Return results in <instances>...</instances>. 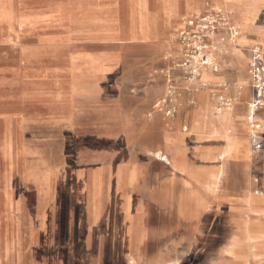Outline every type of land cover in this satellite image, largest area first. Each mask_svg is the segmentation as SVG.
I'll return each instance as SVG.
<instances>
[{
    "label": "rangeland",
    "instance_id": "obj_1",
    "mask_svg": "<svg viewBox=\"0 0 264 264\" xmlns=\"http://www.w3.org/2000/svg\"><path fill=\"white\" fill-rule=\"evenodd\" d=\"M184 16L163 58L153 43H85L110 56L106 70L71 85L50 34L0 33V264H264V99L249 121L250 81L222 114L226 86L195 82L225 125L217 136L167 139L148 124L169 83L182 95L175 118L185 106Z\"/></svg>",
    "mask_w": 264,
    "mask_h": 264
},
{
    "label": "crops",
    "instance_id": "obj_2",
    "mask_svg": "<svg viewBox=\"0 0 264 264\" xmlns=\"http://www.w3.org/2000/svg\"><path fill=\"white\" fill-rule=\"evenodd\" d=\"M203 4L204 0H70L68 9L63 0H0V33L7 38L12 34H50L49 41L67 50L71 85L72 75L97 76L106 70L105 60L110 56L85 50V43H153L158 48V57L163 58L176 50L167 39L171 27L177 25L184 13L202 11ZM212 4L234 10L233 20L240 28V38L229 48L221 71L207 73L206 80L213 86L212 90L226 86L221 88L224 97L238 98L237 85L250 81L247 72L250 50L258 43L264 46V41L257 40L264 37V3L263 0H212ZM123 10L126 11L125 21ZM113 57L119 58V54ZM244 91L241 97H247ZM185 92V106L176 118L158 114L150 119L149 127L155 126L156 120L162 122L169 128L165 130L167 139H171L172 134L179 139L199 140L223 133L225 125L222 127V122L210 114L212 104L207 99L208 92L193 93L189 84ZM187 99L188 102L195 99L197 106L192 109L186 104ZM224 116L226 121L233 112ZM183 127L185 131L191 130L189 136L182 134Z\"/></svg>",
    "mask_w": 264,
    "mask_h": 264
},
{
    "label": "built area",
    "instance_id": "obj_3",
    "mask_svg": "<svg viewBox=\"0 0 264 264\" xmlns=\"http://www.w3.org/2000/svg\"><path fill=\"white\" fill-rule=\"evenodd\" d=\"M208 9L210 10L188 16L176 30L181 56L175 67L181 71L191 90L198 91L196 83L201 82L204 72L214 74L221 71L229 48L234 47L238 41L239 32L228 22L229 13L217 12L211 6ZM248 75L253 94V102L249 103V108L256 112L264 99V47L260 44L254 45L250 50ZM241 87L237 85L238 95L243 89ZM178 91L173 83H169L164 96L155 103V108L167 118L174 117L178 112L182 96L180 93L178 95ZM232 100L233 98L221 96L217 113L222 114L226 109H232ZM189 103L194 105L196 101L191 99Z\"/></svg>",
    "mask_w": 264,
    "mask_h": 264
},
{
    "label": "bare ground",
    "instance_id": "obj_4",
    "mask_svg": "<svg viewBox=\"0 0 264 264\" xmlns=\"http://www.w3.org/2000/svg\"><path fill=\"white\" fill-rule=\"evenodd\" d=\"M211 8L213 9V10H216L217 12H223V13H229V16H228V22L229 23H232V25L238 30V32H239V36H238V40H239V38H240V28H239V26L234 22V20H233V17H234V10L232 9V8H227V7H219V6H217V5H214V4H212L211 3ZM201 11H199V12H196V13H200ZM196 13H193V14H196ZM189 15H192V14H189ZM188 16H184L181 20H180V23H179V26H182L183 25V20L185 19V18H187ZM258 44H260V43H258ZM262 47H264L262 44H260ZM208 72H204L203 74H202V77H201V82L202 83H206L207 82V77L209 76V74H207ZM179 75V74H178ZM177 75V76H178ZM182 76V75H181ZM179 81H181V80H179ZM178 84V83H177ZM180 86H182V85H180ZM241 86V85H240ZM241 88H243V87H241ZM241 92V91H240ZM235 105V104H234ZM250 107V106H249ZM230 110H232L233 111V108L232 109H230ZM225 114H227V112L225 113ZM255 115H256V112L254 111V110H251V109H249V112H248V114H247V118H248V120L249 121H253L254 120V118H255ZM163 155V154H162ZM163 157V156H162ZM223 157V156H222ZM163 159H166V156H164L163 157ZM131 197V196H130ZM128 210H129V207H128ZM128 222V221H127ZM132 222V221H131ZM132 224V223H131ZM127 229V228H126ZM131 232V231H130ZM128 235V234H127ZM129 259V258H128ZM134 262H135V259L134 258H132V256H131V258H130V263L131 264H134ZM137 263V262H136Z\"/></svg>",
    "mask_w": 264,
    "mask_h": 264
}]
</instances>
